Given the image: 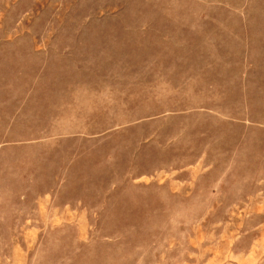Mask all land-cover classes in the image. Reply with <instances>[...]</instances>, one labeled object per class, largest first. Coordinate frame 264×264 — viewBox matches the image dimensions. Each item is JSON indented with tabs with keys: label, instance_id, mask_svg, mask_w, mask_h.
I'll use <instances>...</instances> for the list:
<instances>
[{
	"label": "rangeland",
	"instance_id": "1",
	"mask_svg": "<svg viewBox=\"0 0 264 264\" xmlns=\"http://www.w3.org/2000/svg\"><path fill=\"white\" fill-rule=\"evenodd\" d=\"M0 264H264V0H0Z\"/></svg>",
	"mask_w": 264,
	"mask_h": 264
}]
</instances>
